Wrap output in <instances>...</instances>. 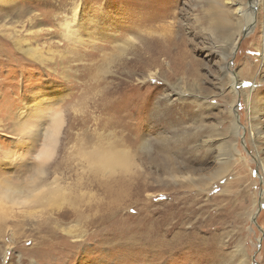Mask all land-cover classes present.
Instances as JSON below:
<instances>
[{
  "label": "rangeland",
  "instance_id": "374dc122",
  "mask_svg": "<svg viewBox=\"0 0 264 264\" xmlns=\"http://www.w3.org/2000/svg\"><path fill=\"white\" fill-rule=\"evenodd\" d=\"M15 1L21 14L0 12V28L9 23L10 33H0V188L42 182L34 158L41 138L35 139L46 129L45 113L57 110L64 121L43 193L57 184L67 191L46 208H25L37 220L16 205L5 218L0 193V264H45L52 231L67 238L71 253L58 264H264V0ZM74 1L98 23L89 30L108 37H95L97 44L85 32L83 44L63 38ZM214 6L218 21L210 16ZM17 15L21 21L10 22ZM129 33L140 35L133 46L125 42ZM19 35L26 38L22 49L39 47L45 64L19 50ZM156 43L171 54L142 69L137 59L152 55ZM119 44H126L125 54ZM114 86L120 93L111 102L123 103L99 111L96 103ZM99 134L120 144L132 136L139 167L101 185L69 160L78 157L81 139ZM219 159L228 161L227 170L220 171ZM56 166L62 168L54 174ZM60 206L74 215L50 223L59 216L49 211ZM77 209L84 217L75 216ZM148 216L179 220L152 233L177 247L138 248ZM60 225L83 236L76 248Z\"/></svg>",
  "mask_w": 264,
  "mask_h": 264
},
{
  "label": "bare ground",
  "instance_id": "6f19581e",
  "mask_svg": "<svg viewBox=\"0 0 264 264\" xmlns=\"http://www.w3.org/2000/svg\"><path fill=\"white\" fill-rule=\"evenodd\" d=\"M224 1L228 2L230 0H224ZM2 6H7L8 8H3ZM0 7H2V9H0V12L7 14V17H9L8 15L10 13H13L15 11H16L15 13H18V14L22 13L21 11L18 10L19 6L15 0H0ZM209 11H210V16L212 18V21H218L219 19L217 20V15L219 13L216 15V7L215 8L212 7V9H209ZM27 13L29 14L32 12H27ZM101 13L104 14L105 18H106L107 13L105 12L104 9H102ZM84 15L86 17H84ZM35 17L30 16V22H32L34 20L33 18H35ZM17 19L18 20L12 19L10 22L18 23L21 18L18 16ZM8 24L9 23H7V24L3 23L2 28H0V33H2L3 35L4 34L5 35L10 34L9 29H8L9 28ZM93 24H96L98 26V23L96 22V20L93 17L87 15L83 11L82 7H80V5L74 1L71 16L65 15V20L61 24V27L63 28V31H64L62 36L64 39H66L70 43L83 44L84 38L82 37L81 34H83V32H85L88 34V39H90L91 42L97 44L99 41L95 37H99L101 39V38H105L107 35L103 34V33H101V35H99L100 33L97 34L96 30L91 32L92 30L90 31L89 27H91ZM41 30H42V28L41 29L39 28L37 31L40 32ZM18 32H19L18 30H15V32H12L11 34L15 37H18ZM28 34L30 35V32ZM96 35H98V36H96ZM33 36H36V34H33ZM19 37H20V35H19ZM116 37H118L117 34L111 35V38L114 39L113 43L120 42V39H118ZM139 39H140V35H134V34L129 33L125 42L127 44H129L130 46H133V45H135V43ZM24 41H26V38H24V37H20V38H17L15 40V44L18 46L19 50L22 51L26 57L28 56V57H30V59H33L36 62H39L41 64H45L46 59H44L43 56L38 54L40 52V48L37 46L33 47L31 45H27L26 50H23L22 49V43ZM160 44H161V42H160ZM160 44L156 43L155 46L149 50L152 55H150L148 58L141 57L140 59H137V60H143L142 65H141L142 69H150L153 65L160 66V64L158 63V55L164 56V54H165L168 56L171 54L170 52L167 51V48L159 47ZM125 45H122V44L117 45V49L119 51H121L122 54H125V52H126ZM263 59H264V54H263ZM148 66H150V68ZM234 85L235 84H233V86ZM118 88H119V86H114L108 90L106 89L107 92H110L108 95V98H106L104 100L102 99L101 100L102 103H96V107L99 111L102 112L103 107L106 108L107 104H108V106L111 104L109 108L113 109V108L118 107L119 104L123 103L122 101H116L115 100V101L111 102V100H110L111 98H115L117 93H120V90ZM103 96H105V95H103ZM130 109L131 108L127 107L126 112L130 113ZM44 117L49 118V121L46 123V125H47L46 129H43L45 131L39 133L37 135L36 139L34 138L35 140H37L38 138H41L40 143H41L42 148L39 150L38 153H36V156L34 155L35 157L32 156V158L33 157L35 158V161L39 160V163L37 162L38 164L36 165L35 174H36L37 179L41 180L42 182L36 181L34 183L27 184L24 187L23 186H18V187L15 186V187H12V191L9 187L4 189V190H2L3 188L2 189L0 188V193L5 197V201H6V203H5L6 207H4V210L6 211L4 214L5 218L8 216H12V215H10V213L12 212L14 205L20 207V209H19L20 213H23L24 215L27 214L32 218H36L35 212L31 213L32 211L25 210V208L31 209L32 208V207H30L31 205H35L36 207H39V208H46V207H48L47 205H49L52 200L56 201V200H60V199L64 198L65 192L67 191L66 187L59 186V184H57L58 185V187L56 185L57 188L56 187L55 188L47 187L45 189L46 190L45 193H43V191H44L43 185L45 186V182L47 181L46 175H48V173H50L49 168H51L50 166H48L49 165L48 162L52 159V157L54 155L56 145L58 144L59 132L62 128L63 121H64L63 112L57 111V110H55L54 112L49 111L48 113H45ZM116 117L124 120L126 118H129V115L123 116V114H121V115H117ZM234 123L235 124L233 127L235 130H237L236 122H234ZM87 137H89V138H87ZM93 137L90 135H86V138L81 139L82 144H81L79 153L77 152L78 157H75V159H74L73 156H69V160L72 159V160H75L76 162H79L80 163L79 167L81 169H83L85 172H86V170H89V172L92 173L94 178L98 180L99 184L104 185L105 183L109 182V181L103 182V179L117 181L118 177L120 175H121V177L125 178V177L129 176L131 173H133L135 168L139 167V165L135 159L136 155H134L133 151L131 149H129V145H128L129 142L134 140V138L132 136L126 137L127 139L119 138L123 141V144H120L119 141L117 140V138L115 139L112 137H104L103 135H100V134L97 138H95V137L93 138ZM130 138H131V140H130ZM204 143H206V145H208L207 141H204ZM76 145H78V144H76ZM232 149L234 150L235 147H232ZM11 153L12 152H10V153L5 152V154L8 158H11L10 157V156H12ZM13 155H15V154H13ZM168 159L171 160V158H168ZM169 160L162 159L163 163L166 164V161H167L168 165L170 163ZM219 161H220V164L223 166L220 171L222 172V171L227 170L228 161L227 160L223 161L220 159H219ZM54 168H55L54 169V174H55V173L59 172V170H61L62 167L56 166ZM135 188H136L135 189L136 192H142L141 183L136 184ZM55 201H54V203H55ZM8 205H10V207H8ZM143 205H144V208L140 209L139 213L145 212L146 204H143ZM75 211H77L75 216H77L79 218L84 217L81 210L77 209ZM49 212L51 214H58V216H59L57 218V221H56V219L55 220L51 219V221H49L52 224H65L62 222V220L68 219L74 215L73 212L62 208L61 206L58 208L55 207V209L50 210ZM11 214H13V212ZM22 217H23V215H22ZM36 220H37V218H36ZM46 221H48V219ZM146 221L148 222V225L145 226V228L148 227L147 233H146V240L144 241L145 243L143 246L138 247L139 249H141L143 251H149L150 249H152V250H163L165 252H169L174 247L178 246L175 243H172L171 241L170 242L165 241L163 239H160L159 237L153 239L152 233H154L157 230H162L165 223H168V222H170L172 224L171 228L173 229L174 223L177 224L179 222V220H175V217H174L175 222L172 221L173 222L172 223L170 221V217H165L162 220H160V219H153V216H148V218H146ZM38 225H40V224H38ZM3 227L4 226H0V233L2 232ZM59 227L64 234L75 239L76 242L73 245V248H76L78 246L77 242H79L80 239L83 238V236L76 234L74 230L72 231L71 230L72 227H70V226L60 225ZM164 231H165V229H164ZM166 231H167V233L165 234V236H167L169 234L168 230H166ZM51 233H54V232L52 231ZM51 233H50V236H48L49 237L48 240H50L52 236L54 237L53 239H55V240H52V241L50 240L51 242L47 243L50 246V248L46 249L48 251H43L45 253V255H44V258L42 257L41 261L42 262L44 261L45 264H58V263H60V261L62 259L70 258L69 255L71 253L69 251H67L66 248L64 247L66 237L58 236V235L51 234ZM47 254H49V255H47ZM40 257H41V254H40Z\"/></svg>",
  "mask_w": 264,
  "mask_h": 264
},
{
  "label": "water",
  "instance_id": "95a60500",
  "mask_svg": "<svg viewBox=\"0 0 264 264\" xmlns=\"http://www.w3.org/2000/svg\"><path fill=\"white\" fill-rule=\"evenodd\" d=\"M248 33V32H247ZM247 33H245V35H247ZM260 208H262V206H260Z\"/></svg>",
  "mask_w": 264,
  "mask_h": 264
}]
</instances>
